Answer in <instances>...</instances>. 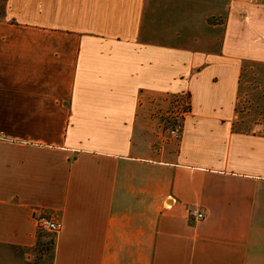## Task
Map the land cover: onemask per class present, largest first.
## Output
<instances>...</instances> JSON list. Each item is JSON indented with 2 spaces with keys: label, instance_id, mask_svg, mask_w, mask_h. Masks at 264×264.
<instances>
[{
  "label": "crops",
  "instance_id": "1",
  "mask_svg": "<svg viewBox=\"0 0 264 264\" xmlns=\"http://www.w3.org/2000/svg\"><path fill=\"white\" fill-rule=\"evenodd\" d=\"M260 74L264 0H0V264H264Z\"/></svg>",
  "mask_w": 264,
  "mask_h": 264
},
{
  "label": "rangeland",
  "instance_id": "2",
  "mask_svg": "<svg viewBox=\"0 0 264 264\" xmlns=\"http://www.w3.org/2000/svg\"><path fill=\"white\" fill-rule=\"evenodd\" d=\"M251 93L241 96L239 99L238 109L241 113L242 122L247 121L246 128L253 129L254 132H264V75H254L253 82L250 84ZM255 126L259 127L256 128ZM165 131L168 128L164 123ZM256 129V130H255ZM168 136V135H167ZM39 242L35 251L37 253L47 252L51 248L54 234L38 231Z\"/></svg>",
  "mask_w": 264,
  "mask_h": 264
},
{
  "label": "built area",
  "instance_id": "3",
  "mask_svg": "<svg viewBox=\"0 0 264 264\" xmlns=\"http://www.w3.org/2000/svg\"><path fill=\"white\" fill-rule=\"evenodd\" d=\"M188 112V100L183 98L181 100H174L172 111L165 112L164 115L161 116V118L164 119L166 126H168L166 133L170 138L174 140H178L180 138L183 121ZM187 212L188 215L195 221L204 219V213L196 209H189ZM35 224L38 229L51 234H56L60 230V224L46 216H38L35 219Z\"/></svg>",
  "mask_w": 264,
  "mask_h": 264
}]
</instances>
